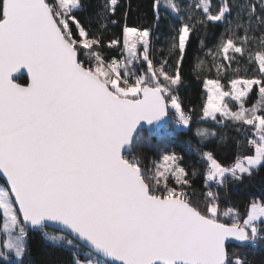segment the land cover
Returning <instances> with one entry per match:
<instances>
[{
	"label": "snow or ice",
	"instance_id": "1",
	"mask_svg": "<svg viewBox=\"0 0 264 264\" xmlns=\"http://www.w3.org/2000/svg\"><path fill=\"white\" fill-rule=\"evenodd\" d=\"M86 2L0 0V234L6 236L0 258L23 264L35 230L54 246H70L72 264H247L231 244L264 241V198H253L244 213L222 210L213 185L264 168V0L248 4L247 20L238 14L235 27L231 0L218 6L153 0L157 21L161 8L171 16L167 56L153 55L150 27L125 24L123 40L107 42L120 51L110 59L100 49L103 31L116 23L118 0L101 5L95 34L92 21L79 15ZM217 23L226 27L208 52L216 78L203 80L202 117L219 128L233 126L243 139H235L229 166L213 150H192L206 165V191L198 198L192 191L198 170L186 169L163 137L159 159L150 164L134 152L151 144L145 124L159 129L175 120L191 130V112L179 96L182 65L198 26ZM252 41L260 45L254 55ZM245 53L257 64L250 78L232 69ZM257 91V102L246 107ZM196 131L202 141L226 140L224 133ZM50 228L60 234L49 235Z\"/></svg>",
	"mask_w": 264,
	"mask_h": 264
},
{
	"label": "trees",
	"instance_id": "2",
	"mask_svg": "<svg viewBox=\"0 0 264 264\" xmlns=\"http://www.w3.org/2000/svg\"><path fill=\"white\" fill-rule=\"evenodd\" d=\"M105 0H87L86 11L79 15L84 22L89 19L92 21L91 28L93 34L99 28L96 14L101 11V5ZM184 3H190L191 0H183ZM222 0H213V4L217 5ZM255 2V0H231L233 4L232 12L228 19L233 21V27L237 22V15L242 21L247 20V6ZM125 13L127 15H125ZM161 18L156 19L153 9V0H118V8L115 15L111 19L116 21L109 24L107 29L103 31V42L105 47L100 49L106 59L115 56L120 57L119 47L108 48L107 42L111 39L123 40V28L125 24L138 28L150 27L152 29V46L153 55L156 57L167 56V50L171 37L173 36L171 25V16H165L164 8L160 10ZM199 31L191 38V48L188 50L187 57L183 62V85L179 88V96L182 99L184 109L191 112L193 123L190 125V131H184L177 127L174 120H169L168 124L159 129L145 128V136L151 133V144L145 146L142 150L134 152L140 155L145 164H150L151 159H159L158 146L160 138L163 137V143L173 148L181 154L183 164L191 171L197 169V175L192 177V191L196 193L198 198L206 191L204 186L206 165L197 155L192 154V150L196 148H206L213 150L217 158L226 166L231 165L236 156L237 148L235 139L240 137L234 130L233 126L228 128H219L214 123L208 122L202 117V106L206 102V89L203 87L205 76L216 78L215 68L212 64V56L208 55L209 49L213 52L220 41L222 33H224L226 25L223 23L209 24L206 28L198 26ZM237 35H243V29H236ZM255 35L259 36L257 30ZM203 41V46H201ZM253 53L260 49V45L256 41H252L248 46ZM204 61L200 67V62ZM212 67V72L208 73L207 68ZM240 69V74L246 77L257 75V64L250 61L247 53L241 58L238 54L236 60L232 64V69ZM171 70V68L169 69ZM139 71V69H138ZM232 78L231 70L229 74L222 78V83L228 86V80ZM27 77L20 75L18 80L23 83ZM259 99L258 91L250 93L249 98L245 100V106L251 108ZM207 129L218 133L226 134V140L220 142L219 139L202 141L197 134L196 129ZM191 146V148H190ZM244 154H251L245 152ZM214 190L220 194L221 209L235 208L244 213L249 202L253 198H264V168L258 169L252 175H246L241 181L229 180L223 186L213 185ZM225 222H230L225 220ZM0 224H2V216H0ZM49 235H59V231L50 228ZM2 234H0V245ZM28 254L23 257V264H72L71 253L67 250L70 246L57 247L53 243L42 236L38 231L31 230L27 238ZM231 249L239 256L247 261V264H264V241L246 242L243 245L231 244ZM0 264H6L3 258H0Z\"/></svg>",
	"mask_w": 264,
	"mask_h": 264
},
{
	"label": "water",
	"instance_id": "3",
	"mask_svg": "<svg viewBox=\"0 0 264 264\" xmlns=\"http://www.w3.org/2000/svg\"><path fill=\"white\" fill-rule=\"evenodd\" d=\"M18 76L19 75H25L26 77H27V73H26V70H21V73L20 74H17ZM17 82H19V81H17ZM20 83V82H19ZM145 128H153L152 126H149V125H147V124H145ZM52 229H54V228H52ZM56 230V229H55ZM246 242H240V241H233L232 242V244H237V245H243V244H245Z\"/></svg>",
	"mask_w": 264,
	"mask_h": 264
},
{
	"label": "rangeland",
	"instance_id": "4",
	"mask_svg": "<svg viewBox=\"0 0 264 264\" xmlns=\"http://www.w3.org/2000/svg\"><path fill=\"white\" fill-rule=\"evenodd\" d=\"M226 90H227V87H226ZM207 91V90H206ZM230 107H233L234 109L237 107L236 105H233V104H230L229 105ZM174 122H175V120H174ZM176 124V123H175ZM6 239V236H4L3 234H2V240H1V245H0V247H2L3 246V243H4V240Z\"/></svg>",
	"mask_w": 264,
	"mask_h": 264
},
{
	"label": "built area",
	"instance_id": "5",
	"mask_svg": "<svg viewBox=\"0 0 264 264\" xmlns=\"http://www.w3.org/2000/svg\"><path fill=\"white\" fill-rule=\"evenodd\" d=\"M216 186V185H215Z\"/></svg>",
	"mask_w": 264,
	"mask_h": 264
}]
</instances>
